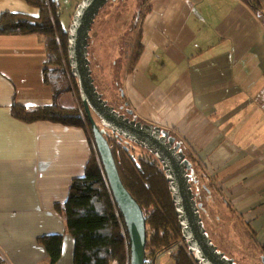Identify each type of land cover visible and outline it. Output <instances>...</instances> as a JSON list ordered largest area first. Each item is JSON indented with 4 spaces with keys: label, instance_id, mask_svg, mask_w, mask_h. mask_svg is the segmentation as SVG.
Here are the masks:
<instances>
[{
    "label": "crops",
    "instance_id": "1",
    "mask_svg": "<svg viewBox=\"0 0 264 264\" xmlns=\"http://www.w3.org/2000/svg\"><path fill=\"white\" fill-rule=\"evenodd\" d=\"M254 1L264 11V0ZM6 11L31 14L23 0H0V15ZM138 13L142 47L122 77L125 107L176 137L195 172L212 177L227 210L264 250L262 16L246 0H150ZM46 55L41 33L0 34V250L7 264H50L38 239L66 233L55 205L92 152L83 127L10 114L13 101L29 109L79 105L74 96L68 104L66 92L54 96ZM66 241L54 264H69ZM155 264H171L170 255Z\"/></svg>",
    "mask_w": 264,
    "mask_h": 264
},
{
    "label": "trees",
    "instance_id": "2",
    "mask_svg": "<svg viewBox=\"0 0 264 264\" xmlns=\"http://www.w3.org/2000/svg\"><path fill=\"white\" fill-rule=\"evenodd\" d=\"M23 1L33 9V12L31 14L16 11L2 13L0 34L41 33L47 52L44 73L46 81L56 97L64 92L75 91L79 106L63 107L52 103L49 106L29 109L13 101L10 114L13 118L24 122L49 120L84 128L91 141L92 152L84 166L83 174L72 178L65 200L55 205V210L63 219L64 229L73 238L72 264H112V262L129 264L126 227L111 195L93 139L91 140L90 126L79 100L76 79L68 73L70 72L67 62L68 28L60 20V5L55 0ZM246 1L249 5L255 6V11H262L256 1ZM257 5L259 8H256ZM262 14L264 16V11ZM136 18L139 23L129 59L130 69L134 66L142 47L141 17L137 15ZM262 20L264 23L263 17ZM116 140L109 139V145L112 148L119 177L141 208L145 218V264H155L157 256L163 252V249L181 239V229L171 192L164 171L153 155L144 150L134 158L130 151L122 146L119 138ZM38 241L45 248L50 264L57 262L62 251V235L47 234ZM170 257L171 264H198L188 252L186 244L178 246L177 250L170 253ZM0 264L7 263L0 258Z\"/></svg>",
    "mask_w": 264,
    "mask_h": 264
},
{
    "label": "water",
    "instance_id": "3",
    "mask_svg": "<svg viewBox=\"0 0 264 264\" xmlns=\"http://www.w3.org/2000/svg\"><path fill=\"white\" fill-rule=\"evenodd\" d=\"M109 0H80L67 29V56L70 74L76 79L79 100L90 126L91 139L99 155L102 169L113 200L122 215L129 244V264H145L146 223L142 210L124 187L112 155L109 139H124L127 143L148 151L164 171L181 238L198 264H235L217 251L202 225L193 180L187 171L192 163L181 149L176 137L158 125L129 118L116 111L97 91L88 58L89 31L99 9ZM131 114V110H127ZM109 130V133L106 131ZM126 150L127 146L124 147Z\"/></svg>",
    "mask_w": 264,
    "mask_h": 264
},
{
    "label": "rangeland",
    "instance_id": "4",
    "mask_svg": "<svg viewBox=\"0 0 264 264\" xmlns=\"http://www.w3.org/2000/svg\"><path fill=\"white\" fill-rule=\"evenodd\" d=\"M55 1L60 5V20L68 28L71 16L80 0ZM147 1L150 0L107 1L99 9L89 31L88 58L95 87L103 99L118 112H120L119 106L127 103L125 91L120 86L126 71V64L128 65L127 69L130 67L129 59L133 49L132 45L134 46L137 36V25L134 24L135 15ZM254 7L250 5L253 10L255 9ZM259 7L261 10L263 9V1L259 2ZM259 7L258 5L256 6V8ZM30 9L32 13L33 9L31 7ZM254 12L264 18L262 11L254 10ZM138 15L141 16L139 13ZM195 43L199 45L197 39ZM72 92L73 95L69 92L62 95L67 98L68 104L73 96L74 98L77 97L75 91ZM127 115L130 114L127 113ZM135 117L138 119L136 114ZM106 131L109 133V130ZM114 141L117 140L114 138ZM125 144L134 158L144 152V149H140L131 142H125ZM181 149L188 152L183 146H181ZM197 169H199L198 166ZM193 172L197 178L193 176ZM193 172L189 174L190 179H195V182H191L192 187L198 191V195L195 197L196 203L202 204V209L199 210L202 225L217 251L223 253L226 258L232 259L235 264H264V250L253 244L247 223L236 219V216L227 210L224 195L220 190L215 189L214 184L211 186L210 179L212 177L207 175L206 171L201 167L197 172ZM62 236V252L66 253V238H68L69 242L72 241L69 252L73 253L72 236L67 231ZM177 243L179 247L185 244L182 238ZM173 245L163 249L162 253L170 255L169 252L177 250L178 248H172ZM69 264H72V256L69 258ZM112 264L116 263L112 262Z\"/></svg>",
    "mask_w": 264,
    "mask_h": 264
},
{
    "label": "flooded vegetation",
    "instance_id": "5",
    "mask_svg": "<svg viewBox=\"0 0 264 264\" xmlns=\"http://www.w3.org/2000/svg\"><path fill=\"white\" fill-rule=\"evenodd\" d=\"M138 14H136L135 15V21L134 22H136V24L135 25H137L138 26V23H139V21L137 20V18H136V16H137ZM133 46V45H132ZM119 109H120V113H124L126 116H128L129 118H134V119H137L135 116H134V113H131L130 115H127V110H128V108H126L125 107V104L123 103V104H121L120 106H119ZM130 110V109H129ZM132 111V110H131ZM170 133V132H169ZM169 135H171V134H169ZM119 141H120V143H122L123 145V147H125V146H127L126 144H125V142H127L126 140H124V139H120L119 138ZM122 141H124V142H122ZM128 147V146H127ZM140 148V147H139ZM193 164V163H192ZM187 173H188V175L190 176V174L189 173H191V171L190 170H188L187 171ZM193 176H194V172H193ZM190 180H193V179H190ZM194 181V180H193ZM195 182V181H194ZM192 191H193V193H195L196 194V196L198 195V192H197V190L196 189H194L193 187H192Z\"/></svg>",
    "mask_w": 264,
    "mask_h": 264
},
{
    "label": "built area",
    "instance_id": "6",
    "mask_svg": "<svg viewBox=\"0 0 264 264\" xmlns=\"http://www.w3.org/2000/svg\"><path fill=\"white\" fill-rule=\"evenodd\" d=\"M178 246H179V244L178 243H176V244H174L173 246H172V248L173 249H176V248H178ZM171 252H169V254H170ZM0 257H3V253H2V251L0 250ZM2 259H4V258H2Z\"/></svg>",
    "mask_w": 264,
    "mask_h": 264
}]
</instances>
